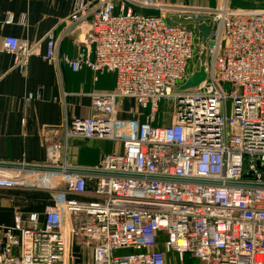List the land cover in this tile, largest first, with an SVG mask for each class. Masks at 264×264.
Segmentation results:
<instances>
[{
	"label": "built area",
	"instance_id": "1",
	"mask_svg": "<svg viewBox=\"0 0 264 264\" xmlns=\"http://www.w3.org/2000/svg\"><path fill=\"white\" fill-rule=\"evenodd\" d=\"M230 1L73 0L61 36L82 46L74 57L60 55L50 32L44 59L87 69L94 81L112 74L115 86L90 95L93 114L65 123L42 167H0V188L63 196L42 216L16 214L0 227V264H77L70 239L91 248L90 264H166L172 254L198 264H264V8ZM12 22L7 14L4 23ZM200 24L212 25L204 45ZM3 48L20 73L38 55L10 36ZM200 66L205 80L178 90ZM122 99L137 112L116 121ZM161 102L172 104V120L156 126ZM74 138L114 141L120 150L94 168H74L64 158ZM87 193L92 201L70 198Z\"/></svg>",
	"mask_w": 264,
	"mask_h": 264
},
{
	"label": "crops",
	"instance_id": "2",
	"mask_svg": "<svg viewBox=\"0 0 264 264\" xmlns=\"http://www.w3.org/2000/svg\"><path fill=\"white\" fill-rule=\"evenodd\" d=\"M164 4L216 7L221 0H157ZM73 0H0V167L30 166L45 164L46 146L61 142L62 129L66 122L75 118L90 117L91 94L109 93L115 86L112 74H102L94 81L92 72L83 69L73 73L60 63L49 64L44 59L45 36L55 35L60 55L74 57L81 44L73 35L61 36L63 20L70 14ZM264 4V0H262ZM247 6V4L237 6ZM148 15L155 14L152 11ZM7 14L13 22L5 24ZM25 24L21 25L22 17ZM14 37L30 47L38 55L29 59L23 73L14 66L13 57L3 48L5 37ZM38 94V99L27 103L29 94ZM129 118L116 108L114 119ZM119 150H120V144ZM111 141L69 139L66 145V164L79 169L94 168L105 154H110ZM117 151V150H116ZM60 193L49 189L24 186L0 188V227L11 226L14 216L29 214L42 216L62 198ZM67 197V196H66ZM76 201H92L89 193L70 196ZM161 250V246L157 247ZM91 248L83 242L70 239L69 254L77 264L91 263ZM178 264H198L191 258L182 257ZM167 264H174L168 255Z\"/></svg>",
	"mask_w": 264,
	"mask_h": 264
},
{
	"label": "rangeland",
	"instance_id": "3",
	"mask_svg": "<svg viewBox=\"0 0 264 264\" xmlns=\"http://www.w3.org/2000/svg\"><path fill=\"white\" fill-rule=\"evenodd\" d=\"M189 4H194L193 0L188 2ZM230 4L235 9H250V10H259L264 8V4L262 0H231ZM247 4V6H237V5H243ZM198 64V58L195 56L192 61L190 62L191 67H195ZM172 104H169L167 102H161L159 104V117L161 121L155 122L154 125L161 126V125H168L172 120ZM117 109L120 110L122 113L130 114L137 112V106L133 100L130 99H122L117 101ZM230 111V103L228 102L227 106V112ZM133 119L138 120L139 122H142L143 118L141 116H134ZM113 151L119 150V145H117L116 142L111 141ZM127 252L120 251L117 254H124ZM182 257H187L189 260H191V257L188 255H175L172 254V258L174 261V264H178L182 261ZM168 260L166 261L167 264Z\"/></svg>",
	"mask_w": 264,
	"mask_h": 264
},
{
	"label": "water",
	"instance_id": "4",
	"mask_svg": "<svg viewBox=\"0 0 264 264\" xmlns=\"http://www.w3.org/2000/svg\"><path fill=\"white\" fill-rule=\"evenodd\" d=\"M211 27H212L211 24L208 25L200 24L197 26V32L201 35V40H200L201 45H204L208 36L210 35ZM204 80H205L204 67L200 66L198 71L193 72V74L187 79L185 84L180 86L178 90H186L197 87ZM79 172H85V171H79Z\"/></svg>",
	"mask_w": 264,
	"mask_h": 264
}]
</instances>
